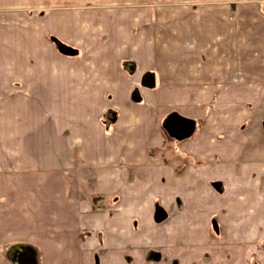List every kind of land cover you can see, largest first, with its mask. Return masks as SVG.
<instances>
[{
    "label": "crops",
    "instance_id": "1",
    "mask_svg": "<svg viewBox=\"0 0 264 264\" xmlns=\"http://www.w3.org/2000/svg\"><path fill=\"white\" fill-rule=\"evenodd\" d=\"M261 2L0 0V264H264ZM175 112L204 128L156 163Z\"/></svg>",
    "mask_w": 264,
    "mask_h": 264
},
{
    "label": "water",
    "instance_id": "2",
    "mask_svg": "<svg viewBox=\"0 0 264 264\" xmlns=\"http://www.w3.org/2000/svg\"><path fill=\"white\" fill-rule=\"evenodd\" d=\"M53 42L58 47L61 54L66 56H77L78 51L65 45L57 38H53ZM142 86L148 89H153L156 86V79L154 75L147 74L142 80ZM132 100L135 103H141L143 98L140 90L136 89L132 95ZM115 121V120H113ZM163 128L167 135L178 142H184L191 139L196 133L197 124L194 120L185 118L179 113L170 114L163 123ZM168 219V213L160 206L156 208L155 221L163 223ZM15 264H38L34 253L29 248H22L14 257Z\"/></svg>",
    "mask_w": 264,
    "mask_h": 264
},
{
    "label": "rangeland",
    "instance_id": "3",
    "mask_svg": "<svg viewBox=\"0 0 264 264\" xmlns=\"http://www.w3.org/2000/svg\"><path fill=\"white\" fill-rule=\"evenodd\" d=\"M260 7H261L260 9H262L264 11V2L262 3V5H260ZM255 11H256V8H255ZM237 12H239V10ZM237 12L235 11V13H237ZM256 22L257 21H255V23ZM257 24H259V23H257ZM256 30H257V28H256ZM243 31L245 32L246 30L243 29ZM255 83H256V80H255ZM233 84H235V83L233 82ZM230 86H231L230 84H226V85L223 84L222 87H223V89L225 91V90L229 89ZM236 86H238L239 89H241L242 87H246L244 85V83L242 82V80H239V82L237 81V85ZM257 86H258L257 84L253 85V88H256V90H259V88ZM262 87H263L261 89L262 91L259 93V96H261V101L257 105H256V103L254 104V106L256 105L255 107L258 108L257 112L260 113V118H257V117L255 118L254 117L252 119L254 123L251 124V129H252V127L255 126L253 128V131H255L254 134L256 136V138L253 137L254 144L264 143V85ZM140 105H145V103H142ZM166 109H170V107L165 108L164 110H160L161 115L165 114L164 112H165ZM176 109L181 110L182 108L178 107ZM191 112L194 113L193 111H190V113ZM167 117L168 116H166L158 124V126L156 128L157 130H155L154 133L151 135V137H152L151 143L152 144L150 145L151 148H149V152H150L149 154L152 155L153 161H155L156 163H159L160 161L161 162L162 161L168 162V161H171L173 159L179 161V159H178V157H179L178 151H183L185 149L183 143L189 142V141L193 140V138H197L201 134L202 129L204 128V125L201 124L200 122H198L199 123V129L197 130V133L190 140H188L186 142H183V143L177 142V141H170L168 139V137H167L168 135H166L167 133L165 134V131L162 128L163 123H164V121L166 120ZM201 117H203V116H201ZM89 182L91 184V183H93V180H90ZM98 211H102L101 205L99 206Z\"/></svg>",
    "mask_w": 264,
    "mask_h": 264
},
{
    "label": "trees",
    "instance_id": "4",
    "mask_svg": "<svg viewBox=\"0 0 264 264\" xmlns=\"http://www.w3.org/2000/svg\"><path fill=\"white\" fill-rule=\"evenodd\" d=\"M165 134H166V132H165ZM167 135V134H166ZM168 137V139L170 140V141H174L173 139H171V138H169V136H167Z\"/></svg>",
    "mask_w": 264,
    "mask_h": 264
}]
</instances>
